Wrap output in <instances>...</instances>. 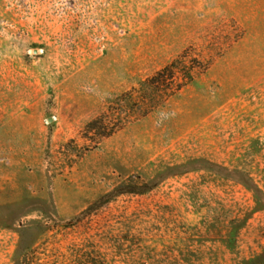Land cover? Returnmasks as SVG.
Wrapping results in <instances>:
<instances>
[{
	"label": "rangeland",
	"instance_id": "rangeland-1",
	"mask_svg": "<svg viewBox=\"0 0 264 264\" xmlns=\"http://www.w3.org/2000/svg\"><path fill=\"white\" fill-rule=\"evenodd\" d=\"M0 264H264V0H0Z\"/></svg>",
	"mask_w": 264,
	"mask_h": 264
},
{
	"label": "trees",
	"instance_id": "trees-1",
	"mask_svg": "<svg viewBox=\"0 0 264 264\" xmlns=\"http://www.w3.org/2000/svg\"><path fill=\"white\" fill-rule=\"evenodd\" d=\"M198 63L199 62L195 58H192L191 55L184 52L164 68L159 70L150 79L143 81L140 84V92L147 95L150 91L148 101H151L150 103L154 104L156 101L167 97L174 91H179L183 86L190 83L194 76L200 73L199 70L201 67ZM130 96V94H126L122 98L130 99ZM142 99H144L142 100L144 105L145 97H142ZM150 108L151 106L145 105V107L142 108L143 112L141 115H145Z\"/></svg>",
	"mask_w": 264,
	"mask_h": 264
}]
</instances>
